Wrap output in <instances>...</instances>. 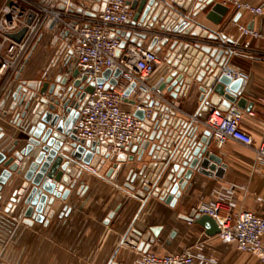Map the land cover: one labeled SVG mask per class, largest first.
<instances>
[{"label": "water", "instance_id": "95a60500", "mask_svg": "<svg viewBox=\"0 0 264 264\" xmlns=\"http://www.w3.org/2000/svg\"><path fill=\"white\" fill-rule=\"evenodd\" d=\"M195 1L192 6L194 0H126L134 11L133 18L127 23L148 28V31H122L120 47L128 42L142 46L151 36L148 49L159 53L164 66L152 87L155 94H148L141 103L143 108L135 112L143 121V140L140 144L125 147V151L118 156L110 155L106 144L78 138L74 126L96 83L109 80L105 85L107 89L117 86L122 74L120 69H107L101 77L93 80L81 76L78 68L70 69L68 60L60 66V50L39 79H22L25 67L21 69L16 77L18 85L9 95L12 101L8 110L0 112L9 115L10 123L22 128L23 133L28 135L27 145L21 150L16 148L23 139H16L9 146L0 148V200L1 192L14 174H22L24 179L20 188L13 191L6 212H10L15 204L23 203L24 208L20 213L23 224H49L56 214L52 209L56 199L67 201L76 188L79 197L88 192L89 185L84 181V169L88 166L96 168L100 175L113 181L124 163L135 160L142 163L136 170L129 171L124 187L142 198L143 206L148 197L154 196L175 207L183 192L191 188L190 182L196 173L218 179L225 177L228 166L215 152L211 132L201 130L200 124L196 123L206 119L210 108L226 112L235 105L251 112L254 102L241 95L244 79H232L224 72L229 65L231 50L203 42L187 43L181 37L170 35H191L215 42L233 43L232 39L197 21L198 16L206 11V19L220 25L230 7L217 0ZM59 7L63 8V5ZM28 21L31 22V19ZM158 23L159 28L156 27ZM25 31L26 28H23L12 37L20 40ZM53 45H56V41ZM136 87L135 83L132 84L125 94L130 96ZM195 91L199 92L201 104L196 117L187 121L172 109V101L167 96L191 100ZM6 103L4 99L2 107ZM33 103L35 105L31 109ZM131 103L136 104L137 100ZM145 108L153 109L150 119L145 117ZM27 118V123H24ZM4 137L5 133L0 127V147ZM147 155L154 162L144 163ZM28 157L32 161L25 169L22 163ZM120 208L121 205L109 213L106 224ZM72 211V206L65 205L58 217H68ZM180 218L199 225L209 237L220 233L217 220L200 208L193 207ZM162 230V226L148 228L136 216L119 246L132 245L146 253ZM175 234L173 231L172 236ZM119 250L120 247L109 264H118L115 257Z\"/></svg>", "mask_w": 264, "mask_h": 264}, {"label": "built area", "instance_id": "2783aa9c", "mask_svg": "<svg viewBox=\"0 0 264 264\" xmlns=\"http://www.w3.org/2000/svg\"><path fill=\"white\" fill-rule=\"evenodd\" d=\"M223 3L233 6L237 12L259 16L264 22V3L254 5L244 0H225ZM133 16L134 11L126 0H0V112L3 100H7L17 87L16 77L21 69L25 67L26 70L39 44L47 38L56 41L55 46L61 51L60 64L68 60L70 69L78 68L81 76L97 80L107 69L122 71L113 88L105 87L109 80L96 83L74 126L76 136L106 144L107 152L112 156L123 153L129 145L140 144L143 121L135 112L143 108L141 103L148 94H155L153 78L158 76L164 61L148 46L128 42L120 47L122 31H148V28L128 24ZM231 24L238 27V35L231 38L233 43L212 40L205 43L231 50L230 58L242 54L264 60V30L238 25L235 19ZM23 28L26 31L20 40L12 37ZM256 41L259 42L257 46L253 44ZM224 72L232 79L243 78L245 82L242 73L229 65ZM134 83L137 87L127 96L126 89ZM134 99L136 104L131 103ZM125 103L131 104L132 109ZM145 109V117L150 119L153 109ZM241 121L242 111L233 105L226 112L210 108L205 124L219 146L233 140L250 148L256 155L257 168L264 174V142L256 145L253 136L242 128ZM92 171L97 172L96 168ZM242 189L247 191L246 186ZM237 191L236 184L221 185L219 192L200 209L217 220L218 238L264 264V214L245 209L235 211ZM19 227L20 223L9 229V223L0 215V264H7L5 256L10 252L11 243L18 238ZM208 239L210 237L202 228L199 240L183 251L172 254L141 252L132 264H217L215 255L206 252Z\"/></svg>", "mask_w": 264, "mask_h": 264}, {"label": "crops", "instance_id": "0c3cea01", "mask_svg": "<svg viewBox=\"0 0 264 264\" xmlns=\"http://www.w3.org/2000/svg\"><path fill=\"white\" fill-rule=\"evenodd\" d=\"M224 2L225 0H217ZM254 5L264 3V0H244ZM196 1L192 3L194 5ZM240 14V15H239ZM238 17V25L254 27L258 30H264L263 19L254 16L249 12H237L230 5V11L224 17L220 25H216L206 19V11L202 12L197 21L207 28L214 29L226 38H235L238 35V27L233 26L231 21ZM157 28L160 27L158 23ZM187 43L209 42V39L193 37L191 35L179 34ZM47 40V41H46ZM49 39H44L39 46L47 44ZM151 36L144 42V46H149ZM255 46L259 45L256 41ZM39 48V47H38ZM23 73L22 79H39L28 77L26 75L31 61ZM164 61V60H163ZM229 66L242 73L245 77L241 95L254 102L251 112L242 111L241 126L250 133L256 145L264 142V60L242 54H234L229 60ZM158 77V76H157ZM157 77L153 82L157 80ZM18 85V84H17ZM16 85V86H17ZM172 109L176 111L179 117L190 121L196 117L201 102L199 101V92L195 91L194 97L189 100L178 97L173 99ZM11 97L7 96V103L1 109L2 112L8 110ZM35 103L32 104L31 109ZM125 106L132 109V105L125 103ZM31 109L29 111H31ZM31 112H29L28 118ZM0 127L3 128L5 137L2 140L4 148L12 144L16 139H23L16 150H21L27 145L28 135L23 133L22 128H17L10 123V116L0 113ZM28 118L24 121L27 123ZM201 130L207 129L205 119L200 121ZM250 148L245 145L228 140L222 146L215 141V152L219 154L227 164V170L223 179L206 177L196 173L191 180V188L184 191L182 197L175 207H171L159 197L150 196L143 206L144 200L137 197L124 187L126 177L131 169L136 170L142 163L137 160L126 162L117 176L116 180H111L99 174H92L84 170V178L89 185L88 192L79 197L76 195L77 188L67 201L56 199L52 209L56 214L51 218L49 224L36 222L33 226H27L22 223L20 213L24 204H15L10 212H6L7 204L14 190L20 188L23 183V175L14 174L12 180L4 187L1 192L0 215L4 222L9 223V229H13L20 223L18 229V238L11 243L12 248L5 256L7 264H109L116 249L120 247L115 261L118 264H132L141 251L132 245H122V238L125 235L130 224L136 216L148 228L162 226L163 230L157 241L151 245L150 251L156 254H172L183 251L185 248L194 245L200 238L202 227L195 223H189L180 218L181 215H187L193 207L200 208L207 203L213 194L220 190V186L226 187L229 184L238 186V202L235 211L241 209L250 210L257 214H264V174L257 168L256 155H250ZM127 154H130L129 152ZM32 161L31 157L26 158L22 163L25 169ZM154 162L147 155L144 163ZM3 169V168H1ZM24 169V170H25ZM247 187V191L242 189ZM111 189L110 195L106 197L107 190ZM112 189L114 191H112ZM106 197V202L100 204ZM100 202L98 209L89 208L92 204ZM70 205L73 211L68 217L60 219L59 213L63 206ZM119 205L121 208L117 211L109 224L105 221L111 211ZM142 208V209H141ZM141 209V210H140ZM176 232L174 236L172 233ZM206 252L213 253L217 259V264H260L256 257L248 258L234 254V246L223 242L217 236L210 237L207 240ZM236 248V247H235Z\"/></svg>", "mask_w": 264, "mask_h": 264}, {"label": "rangeland", "instance_id": "374dc122", "mask_svg": "<svg viewBox=\"0 0 264 264\" xmlns=\"http://www.w3.org/2000/svg\"><path fill=\"white\" fill-rule=\"evenodd\" d=\"M45 43L42 44L41 46H39V48L37 49L38 51L36 52L34 58L32 59L31 65L28 68V71L26 73V75L28 77L41 78V76L43 75V73L47 69V66H48L50 60L57 57L58 47L53 45V41H48L47 44H45ZM60 66H61V64H60ZM0 119H3V118H0ZM246 153H249L250 155H254V152L252 150H249V149H248V152L246 151ZM84 181H85V178H84ZM112 191H114V190L112 189ZM110 192H111V189L109 191L107 190L106 197H108V195H110ZM106 197L104 198V200L101 201V203L97 201L95 204H92L89 208L98 209L100 204L102 205L103 203L106 202ZM231 245L234 246L233 244H231ZM11 249L12 248L10 247V250ZM233 250H234L235 255H240V256L248 257V258L254 257L251 254L239 252L235 248V246H234Z\"/></svg>", "mask_w": 264, "mask_h": 264}, {"label": "bare ground", "instance_id": "6f19581e", "mask_svg": "<svg viewBox=\"0 0 264 264\" xmlns=\"http://www.w3.org/2000/svg\"><path fill=\"white\" fill-rule=\"evenodd\" d=\"M85 170V169H84ZM87 171H89L90 173H92V174H99V171L97 170V172L96 173H94L93 171H92V167H90V166H88V168L86 169Z\"/></svg>", "mask_w": 264, "mask_h": 264}]
</instances>
